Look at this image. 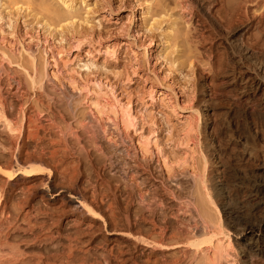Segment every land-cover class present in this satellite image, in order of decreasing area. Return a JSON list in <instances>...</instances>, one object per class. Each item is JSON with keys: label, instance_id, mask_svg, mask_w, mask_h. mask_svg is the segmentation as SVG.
<instances>
[{"label": "rangeland", "instance_id": "obj_1", "mask_svg": "<svg viewBox=\"0 0 264 264\" xmlns=\"http://www.w3.org/2000/svg\"><path fill=\"white\" fill-rule=\"evenodd\" d=\"M146 1L112 0L113 7L120 4L121 9L110 15L108 21L102 19L107 14L103 11L85 13L93 7L92 0H85L77 9L80 21H88V26L83 27L102 23L100 29L109 41L119 39L115 28L125 23L135 9L136 24L146 27L147 35L153 37L150 55L152 64L155 63L154 67L144 65L147 58L142 54L143 47L139 40L134 41L130 48L141 65L136 75L154 79L173 64L175 76L182 83V76L193 71L188 81L196 79L200 71L210 75L211 70L221 68L224 52L216 46L218 38L204 10L197 4L188 6L187 0H152V8L145 14L149 4ZM47 2L60 6L58 0ZM224 2L222 11L215 1L210 16L220 21L227 19L226 30L240 20L256 24L249 30L247 43L253 47L260 44L259 48L264 50V0ZM10 7L0 0V28L7 34L10 29L6 23L11 19L12 32L29 46L37 68L33 84L26 83L24 74L17 73L11 77L19 84L10 85L0 74V167L6 171L35 167L43 172L31 179L16 177L13 181L0 176V264H204V256L211 252L208 236H203L207 230L196 217L186 190L175 189L166 180L152 144L146 146L149 152L143 157L139 132L134 133L132 123L126 132L112 127L122 123L124 117L117 110L113 113L110 98H105L104 103L109 105L96 110L86 91L76 94L65 86L69 77L77 78L78 67L89 63L88 58L80 54L79 63H71L77 54L74 52L68 62H60L58 76L62 83L46 78L42 69L43 38L58 46L57 36L50 34L52 28L44 32L42 24L38 25L40 19L30 12L22 9L17 13ZM116 51L120 58L125 56L119 49ZM96 64L99 68L101 60ZM190 67L192 71H188ZM159 68L160 71L155 70ZM131 79V85L125 88L140 93L143 86L135 77ZM179 95L181 103L183 98ZM145 101L150 104L144 94ZM150 110L157 122L146 123L145 117V127L156 130L159 124L165 126V109L154 105ZM137 112L144 115L142 105ZM175 114L180 121L183 118L179 116H187L185 112ZM169 121L177 124L176 118L170 117ZM168 147L163 150L175 152ZM179 151L175 153L180 156ZM176 170L183 172L181 167ZM51 187L79 193L96 218L62 200L51 201L45 194ZM209 193L215 204L208 206L213 224L218 221L215 210L223 223V207L239 209L237 195L229 200L216 198L211 190ZM228 229L233 246L234 229ZM198 244L196 249L194 245ZM251 264L264 262L253 260Z\"/></svg>", "mask_w": 264, "mask_h": 264}, {"label": "bare ground", "instance_id": "obj_2", "mask_svg": "<svg viewBox=\"0 0 264 264\" xmlns=\"http://www.w3.org/2000/svg\"><path fill=\"white\" fill-rule=\"evenodd\" d=\"M4 1L11 9L15 8L17 13L22 9L30 12L35 19H40L38 25L42 24L44 32L52 28L50 34L54 32L57 36L58 46L54 42L47 43L46 38H43L42 69L46 78L62 83L58 76L60 62H68L74 52L77 54L69 61L71 63L77 60L79 63L80 54L88 58L89 63L78 67L77 78L69 77L65 86L76 94L86 91L90 105L96 110L109 105L104 103L105 98H110L113 113L117 110L124 117L122 123H114L112 127L116 131L126 132L132 123L134 133L139 132V148L143 157L149 152L146 146L152 144L164 167L166 180L173 188L186 190L196 217L203 229L207 230L203 236H208L211 252L204 256V264H251L253 260L264 262V50L259 48L260 44L253 47L247 43L249 30L256 24L240 20L238 25L226 30L227 19H214L209 13L215 1L220 3V9L224 11V0H187L188 6L197 4L209 16L214 27L213 33L218 38L216 46L221 47L225 60L221 68L211 70L210 75L200 71L196 79L188 81L189 75H194L193 71L183 75L184 81L180 83L175 76L173 64L165 67L160 77L155 76L154 79L136 75L141 65L138 59L135 60L136 52L130 48L134 41L139 40L143 47L142 54L147 58L144 65L154 67L155 63L152 64L150 55L153 37L147 35L146 27L136 24L135 9L125 23L115 28V36L119 39L109 41V36L100 29L102 23L83 27L88 26V21H80V9L77 6L81 7L85 0H58V7L47 0ZM92 2L93 7L87 6L85 13L103 11L107 13L102 17L103 20L121 9L120 4L113 7L112 0ZM146 2L149 4L145 14L152 8V0ZM0 20L3 19L0 17ZM6 24L10 29L7 34L0 28V74L7 78L10 85L19 84L17 79L11 77V74L17 73L24 74L23 80L33 84L37 68L35 57L29 46L12 32L11 19ZM58 29L60 31L56 32ZM54 48L56 51H53ZM117 49L125 54L123 58L119 57ZM100 60L98 68L96 62ZM107 67L112 68V71H108ZM155 70L160 71V68ZM134 77L144 88L140 93H131L125 88L131 85V78ZM162 81L166 84H162ZM162 89L165 92H160ZM144 94L150 104L144 102ZM178 95L183 98L181 103L177 99ZM139 105H142L144 115L136 113ZM154 105L163 107L167 112L165 126L159 124L156 130L146 128L144 122L145 117L146 123L157 122L150 113L152 110L148 111ZM176 112H185L187 116H179L183 118L180 121ZM170 117L176 118L177 124H172ZM4 128L10 131L7 126ZM167 146L177 151L182 148L184 151L179 152L185 157L175 153L176 150L164 151ZM179 167L183 172H177ZM42 172L43 169L35 167L12 171L0 167V176L9 181L16 177L31 179ZM209 190L218 199L231 200L232 196H238L239 209L223 207V223L218 210H215L218 220L215 224L208 215V206L215 207ZM45 194L51 201L62 200L73 207L87 210L80 194L75 191L51 187ZM87 211L95 217L91 211ZM229 227L234 229L233 246L227 235ZM194 246L197 249L199 244Z\"/></svg>", "mask_w": 264, "mask_h": 264}]
</instances>
